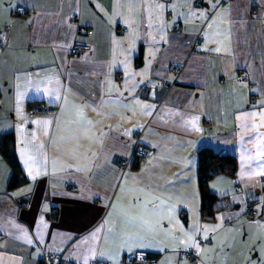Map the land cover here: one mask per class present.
<instances>
[{
  "label": "crops",
  "instance_id": "1",
  "mask_svg": "<svg viewBox=\"0 0 264 264\" xmlns=\"http://www.w3.org/2000/svg\"><path fill=\"white\" fill-rule=\"evenodd\" d=\"M77 43L91 49L72 55ZM7 135L24 179L10 188L0 152V264H120L135 234L156 264H261L264 219L245 210L264 213V0H0V145ZM137 142L154 155L133 159ZM202 148L237 159L208 183L211 218ZM145 207L153 233L125 219ZM190 249L197 261L180 258Z\"/></svg>",
  "mask_w": 264,
  "mask_h": 264
},
{
  "label": "trees",
  "instance_id": "2",
  "mask_svg": "<svg viewBox=\"0 0 264 264\" xmlns=\"http://www.w3.org/2000/svg\"><path fill=\"white\" fill-rule=\"evenodd\" d=\"M139 58L137 65H141ZM0 152L6 158L13 169V175L10 182V188H16L23 183V172L17 161L14 136L7 135L2 137ZM199 167H198V181L199 191L202 203V215L205 218L213 217L215 213L214 205L218 197L209 192V181L219 174H228L235 176L237 170V159L230 155L217 153L210 148H202L198 151Z\"/></svg>",
  "mask_w": 264,
  "mask_h": 264
},
{
  "label": "built area",
  "instance_id": "3",
  "mask_svg": "<svg viewBox=\"0 0 264 264\" xmlns=\"http://www.w3.org/2000/svg\"><path fill=\"white\" fill-rule=\"evenodd\" d=\"M17 9H20V11L16 10V13L26 16L27 11L23 7H19ZM253 14L256 15V12ZM178 29V26H177ZM89 33L91 34L92 31L90 30ZM10 35H11V30L10 28H7L2 35V42L4 46H7L9 44L10 40ZM91 49V46L89 44H74L72 49H71V54L72 55H82L86 52H88ZM244 80H247L246 77L243 78ZM31 114H53L54 110L50 107L42 106V105H37L31 108L30 110ZM155 151L153 148H150L148 146L142 145L140 143L135 144L134 152H133V159L137 160H145L149 159L154 155ZM130 162L131 160H125L121 162V167L123 169H128L130 167ZM245 215L248 219L250 220H256V219H264V213L260 216L257 215L256 209L254 207V203L249 201L247 208L245 210ZM143 259H129V257L132 255L126 256L120 264H156L157 258L155 256H152L151 254L147 253H142ZM180 258H185L191 261H197L198 260V252L194 249L186 250V251H181L179 254ZM40 264H76L72 262L71 260L67 259L64 254L62 253H46ZM92 264H110L108 262H102V261H96Z\"/></svg>",
  "mask_w": 264,
  "mask_h": 264
},
{
  "label": "snow or ice",
  "instance_id": "4",
  "mask_svg": "<svg viewBox=\"0 0 264 264\" xmlns=\"http://www.w3.org/2000/svg\"><path fill=\"white\" fill-rule=\"evenodd\" d=\"M209 2L211 3V0H209ZM17 11H20V9H17ZM215 51L219 52V51H221V49L216 48ZM80 115L83 116V113H80ZM35 123H40V121H35ZM89 123H91V122L89 121ZM26 163H27V161H26ZM28 174H29V176L32 177L33 180L36 179V175H40L39 172H37L36 175H33V170L31 167H29V169H28ZM212 187L215 188V185H213ZM152 211L153 210L145 207L144 212L141 215H137V216L126 215V217H125L126 222L131 224V225L138 226L141 230H144L146 233H153L155 231V229L159 226V221H153L149 218ZM220 219L222 220L223 217H220ZM205 228L207 229V226H205ZM212 230L215 231V229H212ZM204 238L207 239L206 232H205ZM145 239H146V237H141V236H139V234H135L134 236H128L126 238L124 251H125V254H128L130 252L132 253V255L129 257V259H132V260H135L137 258L143 259L142 254L140 252H133V249L134 248L150 247L149 244L145 243ZM173 239H178V238L173 237ZM180 243L184 246L185 249H187L188 247H195L196 246V242L194 241L193 237L190 235L188 236V242L181 240ZM161 250H163V249H161ZM100 255L104 256L105 254L101 253ZM261 264H264V259H262Z\"/></svg>",
  "mask_w": 264,
  "mask_h": 264
}]
</instances>
